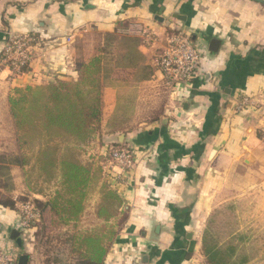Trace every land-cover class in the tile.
<instances>
[{
	"label": "crops",
	"instance_id": "crops-1",
	"mask_svg": "<svg viewBox=\"0 0 264 264\" xmlns=\"http://www.w3.org/2000/svg\"><path fill=\"white\" fill-rule=\"evenodd\" d=\"M261 1L0 0V61L11 37L29 34L39 42L23 75L0 65V130L14 129L15 89L59 77L76 81L78 64L97 55L107 35L139 38L142 65L153 68L142 82L139 70L118 69L103 91L102 129L92 144L100 155L119 144L135 156L129 173L108 169L130 216L105 264H196L204 234L216 225L220 250L264 264ZM175 33L204 54L202 75L178 96L157 67ZM118 117L123 122L109 128ZM20 171L14 169L18 187L10 194L16 207L0 205V251L13 253L17 263L25 252L30 264L33 249L17 227L18 198L27 192L17 182Z\"/></svg>",
	"mask_w": 264,
	"mask_h": 264
},
{
	"label": "trees",
	"instance_id": "trees-1",
	"mask_svg": "<svg viewBox=\"0 0 264 264\" xmlns=\"http://www.w3.org/2000/svg\"><path fill=\"white\" fill-rule=\"evenodd\" d=\"M105 40L97 55L78 64L76 81L55 79L43 86L15 89L10 99L17 152L0 155V205L16 207L10 196L15 189L13 184L6 187L3 182L11 178L13 167L36 171L40 178L58 186L49 197L28 187L29 191L18 198L21 203L32 202L39 213L32 225V230H36L32 239L23 234L24 241L44 236L47 211L65 226L82 222L90 192L102 180V169L95 170L92 158L85 162L83 154L102 129L103 91L118 69L139 70L141 82L153 76V68L142 65L144 56L138 51L139 38L111 34ZM111 121L108 123L111 129L121 123L120 117ZM119 148H122L119 144L108 147L105 155L99 156L102 164L110 161L113 150ZM99 193L94 212L97 225L88 232L67 235L64 246L70 249L69 257L63 261L64 252L59 251L53 261L48 260L49 264L105 263L119 229L128 219V206L119 191L107 182ZM201 251L205 264H246L233 251L220 250L207 234L201 240Z\"/></svg>",
	"mask_w": 264,
	"mask_h": 264
},
{
	"label": "built area",
	"instance_id": "built-area-1",
	"mask_svg": "<svg viewBox=\"0 0 264 264\" xmlns=\"http://www.w3.org/2000/svg\"><path fill=\"white\" fill-rule=\"evenodd\" d=\"M37 43H39L37 39L29 34L11 37L2 52L0 65L15 75H23L32 62V48ZM203 58L204 54L200 48L195 47L188 36L175 33L167 38V46L157 60V67L162 73L164 84L171 95L178 96L184 89L190 88L192 82L202 75ZM108 164L111 168H119L123 173L133 171L135 168L133 150L128 147L113 150ZM38 218V210L32 202L19 205L17 227L24 237L30 236L32 225ZM138 257V254L135 253V258ZM0 264L18 263L12 256L0 252Z\"/></svg>",
	"mask_w": 264,
	"mask_h": 264
},
{
	"label": "rangeland",
	"instance_id": "rangeland-1",
	"mask_svg": "<svg viewBox=\"0 0 264 264\" xmlns=\"http://www.w3.org/2000/svg\"><path fill=\"white\" fill-rule=\"evenodd\" d=\"M104 39H106V37ZM105 41L106 40H104V44H105ZM167 90H168V88H167ZM122 119H121V122H123ZM13 127H14V123H13ZM14 130H15V128L14 129L3 128L0 130V149H1V152H3L1 154L13 155L14 152H17V142H16V140L14 142ZM15 133H16V130H15ZM100 133H101V130L96 135L95 138H97ZM15 137H16V135H15ZM94 141H96V140L94 139ZM97 147H98L97 144L93 143L88 148L86 147L87 152H86V149H84L83 160L86 162L89 160V158H92V162L94 163L95 170H97L99 168L102 169V173H101L102 180L99 181V183L97 185L93 186L94 191L90 192V196L88 199L89 202L87 204L88 208L86 209V211L84 212V214L82 216V222L80 224H76V225L72 224L69 226H65L63 224H60L58 222V220L51 214V212L47 211L44 215L45 216L44 217L45 226H46V228H45L46 231H45L44 236L40 237L41 240L36 239L34 241H29V242L25 241L26 243L31 244V248L33 249V252L31 251L32 258H31L30 264H49L48 260L53 261L55 259V256L58 255V252L62 251V250L64 252L62 259H63V261L67 260V258L69 257V254H70V249H68L64 246V241L66 240L67 235L76 234L78 232L79 233L88 232L91 228H93V226L97 225V221H96L94 212H95V207L97 206V204L99 203V200H100L99 191L101 189V186L103 187V184L107 182L113 188L118 187V186L114 185V183H112V181H111V180H115V179L109 178L110 177L109 176L110 170H108V169L110 167L108 164V160H107V162H103V164H102V161L99 158V156H101V155H100V153H98L99 150L97 151ZM90 155H91V157H89ZM103 155H105V152ZM20 170H21L20 171L21 172L20 173L21 181H17V182L19 183L21 190L23 189V190H26L28 192L29 191L28 187H29L30 190H33L35 192L36 191L37 192L42 191L44 195H47L49 197L58 188L57 183H55L52 186V183L46 182L42 177L40 178L36 171H33L32 172L33 174H32L30 169H29V171H24L22 169H20ZM23 172H25V173L23 174ZM116 172H118V171L116 170ZM27 175H29V176L26 177ZM15 176H14V167H13V169L11 171V178L10 179H4V181H3L4 185L6 187L7 186L11 187L13 184V188L16 189L18 187V185L14 182V179L16 178ZM118 176L119 175H117V177ZM104 180H106V182ZM103 181H104V183H103ZM116 182L119 183L118 178L116 179ZM114 189L117 190V188H114ZM32 198H35V197H32ZM126 204H127V202H126ZM244 213H248V212L246 211ZM127 215H128V219H127L126 223L123 224L122 227L119 229V232H118L115 240L113 241L112 246L114 245L116 239H118V237L121 236L122 231L128 225L129 216H130V208L127 209ZM222 215L225 216L224 214H222ZM217 216H218V212H217ZM35 231L36 230L33 229L30 236L27 237V239L31 238L32 233ZM209 232H210L211 238H213V240L217 243V245H219L220 243L218 240V225L215 226V231L210 230ZM31 239H29V240H31ZM111 247H110V249H111ZM0 252L8 254V255L12 256L13 258H16V256H14L13 253H11V252L9 253V252L3 251V250ZM201 252L202 251L200 248V250L197 251L195 254V257H196L195 261L197 262L196 264H205V261H204V258H203V255ZM126 255H128V252H126ZM126 255H125V258L127 257ZM236 257L239 260L244 259V261H246V262H248V260H250L248 255L245 256L244 254L236 255ZM50 264H52V263H50Z\"/></svg>",
	"mask_w": 264,
	"mask_h": 264
},
{
	"label": "water",
	"instance_id": "water-1",
	"mask_svg": "<svg viewBox=\"0 0 264 264\" xmlns=\"http://www.w3.org/2000/svg\"><path fill=\"white\" fill-rule=\"evenodd\" d=\"M264 3V1H261ZM59 80H64V78L59 77ZM11 238L16 241L17 245L21 248L22 247V240L19 238V233L17 231H13L11 234ZM29 257L25 252L19 257L18 264H28Z\"/></svg>",
	"mask_w": 264,
	"mask_h": 264
}]
</instances>
